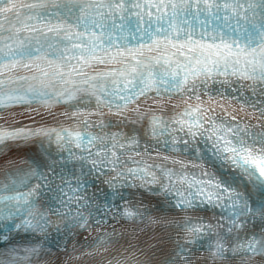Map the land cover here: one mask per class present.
Instances as JSON below:
<instances>
[{
  "label": "snow or ice",
  "instance_id": "obj_1",
  "mask_svg": "<svg viewBox=\"0 0 264 264\" xmlns=\"http://www.w3.org/2000/svg\"><path fill=\"white\" fill-rule=\"evenodd\" d=\"M0 264H264V0H0Z\"/></svg>",
  "mask_w": 264,
  "mask_h": 264
}]
</instances>
